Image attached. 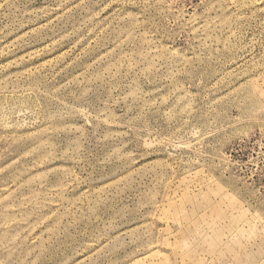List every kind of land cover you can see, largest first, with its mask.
<instances>
[{"label": "rangeland", "instance_id": "374dc122", "mask_svg": "<svg viewBox=\"0 0 264 264\" xmlns=\"http://www.w3.org/2000/svg\"><path fill=\"white\" fill-rule=\"evenodd\" d=\"M0 264H264V0H0Z\"/></svg>", "mask_w": 264, "mask_h": 264}]
</instances>
